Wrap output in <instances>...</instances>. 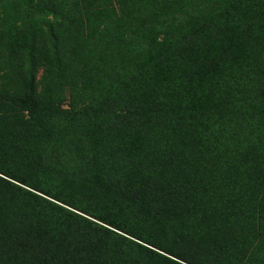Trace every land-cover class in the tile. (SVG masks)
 I'll return each instance as SVG.
<instances>
[{
    "label": "trees",
    "instance_id": "trees-1",
    "mask_svg": "<svg viewBox=\"0 0 264 264\" xmlns=\"http://www.w3.org/2000/svg\"><path fill=\"white\" fill-rule=\"evenodd\" d=\"M0 264H264V0H0Z\"/></svg>",
    "mask_w": 264,
    "mask_h": 264
}]
</instances>
